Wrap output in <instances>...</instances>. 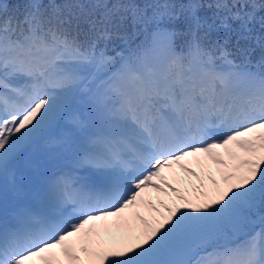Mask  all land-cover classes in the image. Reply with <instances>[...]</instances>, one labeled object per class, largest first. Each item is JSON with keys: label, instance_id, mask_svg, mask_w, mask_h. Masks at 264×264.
I'll use <instances>...</instances> for the list:
<instances>
[{"label": "snow or ice", "instance_id": "obj_1", "mask_svg": "<svg viewBox=\"0 0 264 264\" xmlns=\"http://www.w3.org/2000/svg\"><path fill=\"white\" fill-rule=\"evenodd\" d=\"M51 156L0 264H264V0H0V187Z\"/></svg>", "mask_w": 264, "mask_h": 264}, {"label": "rangeland", "instance_id": "obj_2", "mask_svg": "<svg viewBox=\"0 0 264 264\" xmlns=\"http://www.w3.org/2000/svg\"><path fill=\"white\" fill-rule=\"evenodd\" d=\"M56 157L55 156H51V157H48L46 160L47 161H52V160H54ZM45 161V160H44ZM43 166H44V163H43ZM42 166V167H43ZM193 167H195L194 165H193ZM29 171L27 172V175H28V177H29V179H28V181H26V182H34L35 180H38L40 177H42V174H43V169L41 168V170L39 171V172H36V171H33V170H31V169H28ZM197 171H199V169H196ZM177 172L180 174V175H183V173H180V170L179 169H177ZM47 176V175H46ZM195 178H193V180H194ZM178 186H181V187H183L182 185H178ZM8 188L9 189H11V190H13L17 195H18V193L14 190V188L12 187V185L11 184H9L8 185ZM153 196H155V194H153Z\"/></svg>", "mask_w": 264, "mask_h": 264}, {"label": "trees", "instance_id": "obj_3", "mask_svg": "<svg viewBox=\"0 0 264 264\" xmlns=\"http://www.w3.org/2000/svg\"><path fill=\"white\" fill-rule=\"evenodd\" d=\"M7 2L12 5V11H15L16 9L22 8L27 3V0H7ZM129 31H131V28H129ZM117 45H119V41H117Z\"/></svg>", "mask_w": 264, "mask_h": 264}, {"label": "bare ground", "instance_id": "obj_4", "mask_svg": "<svg viewBox=\"0 0 264 264\" xmlns=\"http://www.w3.org/2000/svg\"><path fill=\"white\" fill-rule=\"evenodd\" d=\"M154 194V193H153Z\"/></svg>", "mask_w": 264, "mask_h": 264}]
</instances>
